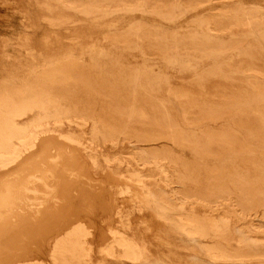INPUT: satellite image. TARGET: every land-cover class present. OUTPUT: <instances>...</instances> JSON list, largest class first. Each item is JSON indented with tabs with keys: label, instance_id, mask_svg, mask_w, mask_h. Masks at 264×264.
<instances>
[{
	"label": "rangeland",
	"instance_id": "374dc122",
	"mask_svg": "<svg viewBox=\"0 0 264 264\" xmlns=\"http://www.w3.org/2000/svg\"><path fill=\"white\" fill-rule=\"evenodd\" d=\"M66 61L89 68L96 85L102 88L99 90L104 91L90 99L83 90L57 86L54 91L60 98L66 97L83 108L90 103L97 114L114 122L116 114L107 102L115 100L123 106L125 99L137 90L138 106L176 127L183 143L186 141L180 147L168 137L147 133L151 127L137 121L132 124L134 133L119 138L117 146L103 143L99 156L101 169L106 171L99 177H93L88 166L81 171L72 169V173L59 172L62 184L53 193L55 196L45 197L42 211L52 208L63 222L77 217L85 221L92 231L94 260L99 248L111 240L110 228L123 229V225H128V236L147 246L151 263L221 264L210 259L206 247L192 244L183 235H170L172 245L159 241L164 222L156 219L151 209L134 207V201L123 192L125 184L112 170L123 175L132 168L150 173L153 179L149 177L146 182L152 185L155 195L174 206H181L184 192L219 198L223 206L217 214L231 216L228 236L221 240L230 247L223 248H252L239 247L241 236L264 241V123L259 124L263 128L260 134L254 120L258 110L264 112V0H0V89L6 85L32 88L40 71ZM99 67L100 75L96 72ZM186 87L201 91L197 105H191L193 112L187 111L189 115L183 109L186 106L172 94L174 89ZM230 93L235 98L229 99ZM58 142L52 144L55 149L51 153L57 152ZM227 144L233 147L228 152ZM59 146L57 150H65L64 156H48L46 164L42 162L37 169L44 172L49 160L68 158L66 151L71 147L66 150L63 143ZM206 149L213 156H204L201 151ZM73 150L78 153L72 147ZM109 157L114 160L105 162ZM131 157L159 163L137 165ZM162 166L174 181L161 180L158 173ZM34 169L29 173L31 178H37L39 170ZM66 180H70L69 185ZM193 207L195 212L204 214L205 209L199 204H185L188 211ZM251 224L260 230H251ZM60 226L46 224L38 233L29 234L25 242L5 246L11 248L3 251L0 261L5 263L10 257L36 249H40L38 258L48 261V238L55 236L62 229ZM253 248L264 252V247ZM112 261L109 263L137 264L126 259Z\"/></svg>",
	"mask_w": 264,
	"mask_h": 264
},
{
	"label": "bare ground",
	"instance_id": "6f19581e",
	"mask_svg": "<svg viewBox=\"0 0 264 264\" xmlns=\"http://www.w3.org/2000/svg\"><path fill=\"white\" fill-rule=\"evenodd\" d=\"M63 2L65 3V1ZM101 70L102 68L99 67L96 72L100 75L102 72ZM94 78L95 76L92 75L89 68L85 69L83 67H78L73 62L66 61L60 65L40 71L38 73V79L36 78V84L35 86L33 85L32 88L18 89L20 88L18 85L17 88L14 89L8 84L13 89L10 87V89L7 88V85L0 89V255L3 254L5 249L8 250L11 248L5 246L25 242L29 234L34 232L38 233V229L46 224L52 226L61 225L60 227H62L55 236L48 238L50 246L48 261L38 258L40 249H36L34 251L27 250L23 255L10 257L5 263L0 261V264H110L113 262V259H126L137 264H154L149 261L151 253L149 249L146 248L147 246L139 244L137 240L128 236L127 231L130 230V226L128 225H123V229H118L119 227L114 228L116 226L110 228L108 233L110 237H108L109 239L111 238V240L109 242L106 241L107 243L99 248V256L94 260L95 252L91 242L92 231L85 221L77 217L69 218L70 220L63 222V220L59 218L60 214L53 213L52 208H47L42 211V208H45V197L54 195V192L57 193L62 184V181H59L60 177L58 178L61 170H64L63 172H71L72 169L81 171L82 169H86L85 166H88L91 175L96 178L99 177L98 175L100 173L106 171L101 169L99 156L103 143L110 142L113 147L117 146L119 138L122 136L128 137L134 133L132 124H135L137 121H141L143 125L151 127L149 131L147 130V133L153 132L159 134L162 138L168 137V139H171L176 145L179 144L180 147V144L186 142L183 143V136L177 131L176 127L169 122L161 120L158 114L146 113L138 106L139 94L137 90L128 96L129 99H125L123 106L117 105L115 100H111L109 104L107 102L113 114H116L117 120L114 122H108L101 114H97V110L94 111L92 109V104L88 103V105H86L87 108L84 106L85 109L78 103H73L71 100L68 101L66 97L64 99L60 98V95L58 96L54 91L57 86H66V88L71 86L75 91H85L91 99L94 94L97 95L104 91V88L101 91L99 90L102 88L96 85ZM99 79L100 78L97 80ZM22 87L24 86L21 85V88ZM186 88L187 89L176 88L172 91V94L186 106V109H183L186 110L187 114V111L188 113L193 112L191 105H197L196 98L200 96L199 93L201 91L195 92L191 88L189 89V87ZM64 90L66 89L64 88ZM64 92H67V90ZM214 94L218 96V93ZM68 95L70 94L68 93ZM71 96L72 95H70V97ZM227 96L229 99L235 98L232 93ZM79 103H81V101H79ZM263 115V110H258L254 114V117H256L254 120L258 123V126L264 123V118H262ZM165 116L166 115H164L163 118ZM124 117L127 118L126 122H123L125 120ZM100 125H102L103 129L100 128ZM145 126L143 127L146 129ZM65 127H68V130L65 131ZM262 129L263 128L259 129L260 134H262ZM135 135H137V133ZM153 136L155 135L153 134ZM51 140H54V143L58 140L60 145L63 143L66 145V150L68 146L71 147V149L73 147L78 153L74 150L72 152L70 149V151H66L68 158H65L67 159L58 157L55 158L56 160L54 159L55 161L51 162L49 160L51 168L47 165V167H44L45 170L43 172L40 168L37 169V166L41 165L42 162V165H45L48 156H53L54 158V156H64L65 154V150H57L60 148V146L58 147L59 144H57V152L51 153L50 150H53V148L55 149L52 144H56ZM62 147L64 146L62 145L61 149ZM232 148L231 144H227L225 150L228 152L232 150ZM201 152H203L202 154H204V156H213L211 150L206 149ZM113 160L114 159L110 157L104 159L107 163ZM115 160L117 159L115 158ZM153 160L145 157H140V159L131 157V161H134L137 165H141L140 163L144 165H150L153 162L159 163ZM247 161L245 160V163ZM52 164L54 166L53 169ZM41 167L43 168V166ZM34 168H36V171L39 170L38 172L41 171L42 175L35 171L38 174L36 175L37 178L29 177V173H31ZM108 168H110L109 165ZM166 169L167 168L164 167L160 168L158 174H160L161 180L170 182L173 180H171L173 175L170 176ZM115 171L112 170L111 172L115 174L121 183L123 182V184H125L122 186L123 192L129 196L128 199L130 198V200L132 199L134 201V207L139 210L142 208H146V210L151 209V214H153L156 219L164 222L165 227H160V235L159 237L157 236L160 239H158L159 241L172 245L169 239L170 235H183L189 242H194L200 247H206V250L210 252V259L220 261L221 264H264V252H261L258 248H253L264 247V241L241 236L238 240L240 244L239 247L252 248H249V250L237 251L223 248L230 247L221 240L228 236L231 216L229 215L230 213H223V215L217 214L221 206H223L219 198L211 199L208 194L184 192L185 196L183 195L184 198L182 199L181 206H174L162 197L155 195L152 185L146 182L149 177L152 178L150 173L146 175L147 173L144 174L142 171L133 168L130 172L128 171V175H123ZM257 171L260 172V170ZM101 175L103 176V174ZM74 176L76 175L74 174ZM114 179L115 178H113V180ZM67 184L69 185V182ZM64 188L65 194L68 192L65 184ZM36 194L37 196H35ZM27 196L33 199L28 200ZM194 197H198V199L194 201ZM49 202L51 204V201ZM60 203L61 205L63 204L62 201H60ZM187 203L192 205L199 204L201 207H204V214L195 212L194 207L192 210L188 211L185 208V204ZM57 207L59 208V206ZM67 215L69 214L67 213ZM250 229L259 231L260 227L251 224Z\"/></svg>",
	"mask_w": 264,
	"mask_h": 264
}]
</instances>
